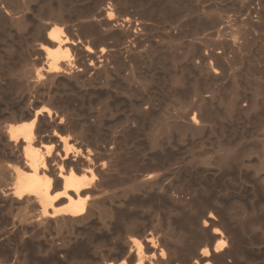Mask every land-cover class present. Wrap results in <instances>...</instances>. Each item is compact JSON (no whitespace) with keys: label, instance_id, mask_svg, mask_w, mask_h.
Masks as SVG:
<instances>
[{"label":"bare ground","instance_id":"bare-ground-1","mask_svg":"<svg viewBox=\"0 0 264 264\" xmlns=\"http://www.w3.org/2000/svg\"><path fill=\"white\" fill-rule=\"evenodd\" d=\"M240 117L264 132V0H0V264H256L264 139Z\"/></svg>","mask_w":264,"mask_h":264},{"label":"rangeland","instance_id":"rangeland-1","mask_svg":"<svg viewBox=\"0 0 264 264\" xmlns=\"http://www.w3.org/2000/svg\"><path fill=\"white\" fill-rule=\"evenodd\" d=\"M29 36H27L29 39H31V35L30 34H28ZM146 61H147V63L149 64V65H147V63H146ZM143 60L141 63L143 64V62H144V65H143V67H145V69H143V67H142V70L144 71L145 70V72H146V69H150V70H152V71H154V72H158L157 74H159V75H157L156 73H154V72H151V71H149V73H154L153 75H154V80H153V82L155 83H152V88H150V89H152V96H154V97H152L151 98V100H152V102H153V100H155L154 102H155V107H156V109H158V107H160V109L159 110H162V108H165L166 107V104L170 101V96H168L167 95V93H166V90L167 89H170V87H168V86H170V84L168 83L167 84V82L168 81H165V80H163L162 78H163V76H164V72L161 70V68H159L158 67V64H156V63H154V62H149L150 60ZM152 65H151V64ZM147 65V66H146ZM148 66H150V68L148 67ZM156 68H155V67ZM148 67V68H147ZM152 67H154L153 69H151ZM157 69V70H156ZM156 75V76H155ZM161 77V79L160 80H162V81H160L159 79H158V77ZM157 77V78H156ZM156 78V79H155ZM165 81V82H164ZM167 84V85H166ZM160 86H162V89H160L161 87ZM157 87H159V88H157ZM192 89H193V87L191 88V86H189V88H188V90L189 91H191L192 92V96H191V93H190V99H193L192 97H193V91H192ZM156 97H158V98H156ZM169 97V98H168ZM155 98V99H154ZM154 102H153V104H154ZM164 104V105H163ZM154 107V108H155ZM239 120V122L240 123H238V122H236V121H238ZM243 122H242V121ZM244 120H245V122H244ZM248 119H245V118H242V117H240V118H237V120L235 119V124H234V120L232 121V123H231V125H234V127L232 126V128H231V132L233 131V133H232V135H233V137L234 138H236V140L241 144V138H240V141H239V138H237V137H240V136H244L242 139H244L245 140V142L246 143H255L258 139H264V132H263V130H262V128H260V127H257V125L255 124V123H253L252 124V122L253 121H251L250 122V120H248ZM247 121V122H246ZM148 122L149 123V121L148 120H145L144 121V123H143V129H147V128H149V124L146 123ZM239 125H238V124ZM242 123V124H241ZM243 123H244V126H243ZM246 124V125H245ZM147 126V127H146ZM239 126V127H238ZM237 127V128H236ZM235 129H236V131H235ZM235 131V132H234ZM243 134H242V133ZM248 132H250V133H248ZM234 133L235 134H237V135H239V136H237L236 137V135H234ZM193 139V140H192ZM187 138L186 139V141L187 142H185V144H183L182 143V145H181V148H180V152H179V157H181V158H183V160H185V159H187V161L186 162H188V161H190L191 159H192V152H193V154L194 153H196V151H201L200 152V155L203 157V159L204 158H208L209 156H206V155H211V156H213L215 153H214V151H216V142L214 141V139L213 138H207V140L208 141H205V140H203V142L202 143H199L197 140H196V138ZM206 139V138H205ZM212 141H211V140ZM189 140V141H188ZM195 140V141H194ZM193 141V142H192ZM248 141V142H247ZM189 142V143H188ZM200 144H198V143ZM207 142V143H206ZM243 140H242V144H243ZM244 142V143H245ZM191 143V144H190ZM205 145H204V144ZM186 144H189V146L188 145H186ZM194 144V145H193ZM202 144V145H201ZM196 145V146H195ZM189 147V148H187V147ZM199 146H201V147H199ZM204 147V148H203ZM202 149V150H201ZM214 150V151H213ZM190 151H192V152H190ZM207 151V152H206ZM203 152V153H202ZM191 153V154H190ZM205 154L204 156L202 155V154ZM214 153V154H213ZM181 154V155H180ZM184 155H186V156H184ZM210 156V157H211ZM186 157V158H185ZM188 158L190 159V160H188ZM3 160L5 161V163L6 164H8V165H11V164H13V162H14V160L12 159V158H10V157H3ZM191 178L192 179H194V180H196V182L197 181H199V182H201L202 181V178H203V176H202V173H198V172H193V174L191 175ZM196 178V179H195ZM223 180V181H222ZM222 180H219V182H218V184H219V186H221L220 188H219V186L216 188V189H214L213 191H215V194H217V195H219V197L221 198L222 197V199L224 200V201H231L232 199H237V198H239L240 196H244L243 195V191H241V188L238 186V184H236V183H234V182H230L228 179H222ZM222 182V183H221ZM226 182V183H225ZM220 190V191H219ZM224 192H225V194H224ZM239 196V197H238ZM234 197V198H233ZM241 197V198H242ZM1 216H2V213H1V210H0V219H1ZM51 262V261H50ZM54 263L55 264H57L58 262H55L54 261ZM53 262L52 263H49V264H54ZM60 263H62L61 261H60ZM60 263H58V264H60ZM255 263V262H254ZM256 264H264V256H262V257H260L259 259H257L256 260Z\"/></svg>","mask_w":264,"mask_h":264}]
</instances>
